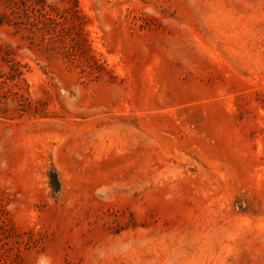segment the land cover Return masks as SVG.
<instances>
[{"label": "rangeland", "instance_id": "rangeland-1", "mask_svg": "<svg viewBox=\"0 0 264 264\" xmlns=\"http://www.w3.org/2000/svg\"><path fill=\"white\" fill-rule=\"evenodd\" d=\"M0 46V264H264V0H0Z\"/></svg>", "mask_w": 264, "mask_h": 264}, {"label": "trees", "instance_id": "trees-1", "mask_svg": "<svg viewBox=\"0 0 264 264\" xmlns=\"http://www.w3.org/2000/svg\"><path fill=\"white\" fill-rule=\"evenodd\" d=\"M33 10L37 12V16L41 19L43 22V25L45 26H55L59 22L57 19L51 14L50 11L45 10V7L43 5H40L38 2L34 5ZM2 47L0 46V61L6 64L8 67L7 74H1V82L6 84L7 81L13 82L17 81L22 76V72L19 68L18 62L15 61L14 58H12L8 53H2ZM17 94V93H16Z\"/></svg>", "mask_w": 264, "mask_h": 264}]
</instances>
